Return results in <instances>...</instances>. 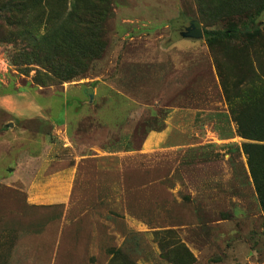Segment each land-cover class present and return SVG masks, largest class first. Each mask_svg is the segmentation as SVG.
<instances>
[{"label":"rangeland","instance_id":"obj_1","mask_svg":"<svg viewBox=\"0 0 264 264\" xmlns=\"http://www.w3.org/2000/svg\"><path fill=\"white\" fill-rule=\"evenodd\" d=\"M109 2L108 28L90 25L85 50L73 47L68 64L47 67L43 45L27 33L52 42L62 27L55 16L98 3L31 0L26 27H15L20 18L0 0L3 91H39L58 122L66 113L73 123L82 100L93 102L70 144L46 121L16 122L30 137L46 136L49 173L77 165L78 175L73 207L37 211L0 180V264H264V141L238 127L264 131V0ZM192 21L204 33L236 26L260 36L184 39ZM62 65L73 79L37 87V77L56 85L51 75ZM11 118L0 110V156L25 149L9 134ZM13 165L0 159V179ZM9 215L43 217L37 253L9 246L31 242L7 230Z\"/></svg>","mask_w":264,"mask_h":264},{"label":"crops","instance_id":"obj_2","mask_svg":"<svg viewBox=\"0 0 264 264\" xmlns=\"http://www.w3.org/2000/svg\"><path fill=\"white\" fill-rule=\"evenodd\" d=\"M4 84L3 73L0 72V110L13 117L10 120L14 121L15 129L11 130L9 134L14 135V140L22 142L25 149L18 151L16 154L6 152L4 156H0V159H13L14 164L13 167L7 168L0 179L1 182L5 183L10 190L17 191L23 195L22 205L31 210L37 211L49 207H73L78 166L69 167L53 174L49 173L54 160L48 156L50 145L46 136L30 137V133L17 127L16 122L33 119L46 121L53 127V136L55 138L62 142L67 141L70 144L69 132L73 128L78 127L88 117V111L91 108L89 105L93 102L82 100L83 103L78 108L80 113H78V110L76 111L78 117L73 123L68 120L65 121L66 113L63 116L64 121L58 122L55 120L57 117L53 115L52 108L37 101L38 97H42L39 91L31 89L26 92L17 91L20 93L9 94L10 91L6 93L3 91ZM75 88L81 90L80 87ZM23 98L31 99V101L27 104L21 103ZM1 135L0 137H2ZM29 143L31 145H28ZM32 147L36 149L32 151ZM7 219H9L5 220L7 223H13L7 230L18 234V239L20 235L24 234V237L20 239H25L28 236L31 241L27 243L23 241L21 244L11 243L9 246L13 250H17L18 253H37L38 248H41L44 236L43 217L9 215ZM26 224H33L31 231L25 229ZM34 246H37V248H34Z\"/></svg>","mask_w":264,"mask_h":264},{"label":"trees","instance_id":"obj_3","mask_svg":"<svg viewBox=\"0 0 264 264\" xmlns=\"http://www.w3.org/2000/svg\"><path fill=\"white\" fill-rule=\"evenodd\" d=\"M31 0H9V4L11 10L16 13L17 18H20V22L12 23L15 27H20V25H24L26 27V22L28 21L30 10L29 3ZM75 2H80L81 0H74ZM86 2L96 1L98 4L97 8L100 7L99 10H79V6L75 5L74 10H71L70 13L64 15L55 16L54 20L57 23L62 25L61 28H57L55 35L51 37L52 42H48L50 37L45 34L39 39L38 37L32 36L31 32L27 33V36L32 40L35 45L41 42L43 47L39 48L43 57L42 64H45L47 67H53V65L58 62H65L68 64V54L72 53L73 50L71 48H75L77 50H85V44L81 43V41L86 38V36L90 33L88 27L95 23L105 22L106 28H108V21L112 19V13L110 10V2L109 0H85ZM87 5V7H88ZM18 20V19H17ZM73 28V29H72ZM77 33L80 36V40L76 42H70V37ZM205 37H209L214 41H234L239 39H245L247 41H252L259 38L260 34L257 30H252L250 27L238 28L236 26H232L225 32H205ZM50 49V50H49ZM46 52L49 54L47 56ZM65 66V65H64ZM63 65L58 67L59 69L56 73H53L51 76L59 79V82L56 85H46L44 79L37 77L35 80V84L40 88L47 87H55V86H64L67 82L73 79L69 72H62ZM62 72V73H60ZM48 79V78H45ZM239 130L245 137H251L253 139H259L264 141V131H258L262 136H256L253 132L247 131L242 123L238 124ZM264 206V202H263Z\"/></svg>","mask_w":264,"mask_h":264},{"label":"water","instance_id":"obj_4","mask_svg":"<svg viewBox=\"0 0 264 264\" xmlns=\"http://www.w3.org/2000/svg\"><path fill=\"white\" fill-rule=\"evenodd\" d=\"M184 39L201 40L204 38V32L201 24L198 21H192L189 27L181 34ZM89 96H92V91H89ZM92 101V100H91Z\"/></svg>","mask_w":264,"mask_h":264}]
</instances>
